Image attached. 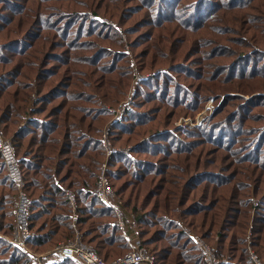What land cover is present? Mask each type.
<instances>
[{
	"label": "trees",
	"instance_id": "obj_1",
	"mask_svg": "<svg viewBox=\"0 0 264 264\" xmlns=\"http://www.w3.org/2000/svg\"><path fill=\"white\" fill-rule=\"evenodd\" d=\"M42 1L48 0H31V5L10 0V18L20 17L17 26L8 27L6 32L10 35L0 42V123L15 148L23 180L21 189L28 199L32 235L27 245L44 251L78 235L109 262L124 255L131 246L114 224L115 212L95 194L96 180L107 156L101 123L104 118L106 122L109 117L113 119L115 111L111 112L105 103L112 106L111 102L117 101L114 92L126 94L123 87L131 83L132 72L124 62L112 58L108 65L96 69L103 73L88 92L80 87L86 82L77 71L69 77L68 73L59 72L52 61L68 64L66 70L70 72L80 60L76 56L65 59L55 49L45 50L38 39L45 31L58 29L63 36H72L68 47L80 45L81 38L91 33L120 34V39L108 38L121 44L124 34L126 40L136 24L117 32L98 18L96 9L94 14L59 9L54 12L49 5L41 9ZM127 1L117 0L116 7L123 8ZM137 1L140 3L133 12L151 11L142 25L144 22L161 27L164 33L159 42L166 46L177 40L185 47L191 42L183 35L174 37V31L185 32L179 28H211L222 8L223 13L234 17L233 12L238 10L257 33L254 30L251 38L233 40L234 47L229 48L227 55L234 52V59L223 64L209 63L215 67L211 77L225 79V85L232 79L264 77V0ZM7 19H2L0 13V28L6 27ZM23 30L26 31L19 35ZM153 41L154 36L147 39L148 46ZM20 42L23 44L17 47ZM197 44L222 46L208 37H201ZM191 51L207 59L213 56L203 55L196 47L188 53ZM182 53L179 49L171 56L169 70H152L149 76L139 79L133 101L112 121L109 134L116 150L107 160V176L125 210L134 215L141 242L155 264H207L199 241L212 249L219 260L217 264H264V131L257 135L264 128L260 124L264 113L256 111L264 107V92L248 95L249 98L245 93H228L199 128L183 125L170 129L175 112L166 111L164 103H170L172 109L191 106L195 112L201 102L188 103L187 98L183 99L185 84L177 83L172 73L185 68L186 62L176 61ZM54 77L56 80L49 83ZM188 88L186 85L183 92ZM145 90L152 92L151 100L158 99L162 107L146 99L142 94ZM71 101L85 104L70 106ZM96 122H100V127H94ZM149 124L145 133L141 128ZM152 132L155 134L147 137ZM122 142L125 144L118 145ZM201 145L204 147L199 148ZM227 151L245 155L231 159L224 155ZM21 189L0 150L2 234L12 232L14 206ZM0 264H32V259L0 236ZM46 264L76 263L66 259Z\"/></svg>",
	"mask_w": 264,
	"mask_h": 264
},
{
	"label": "rangeland",
	"instance_id": "obj_2",
	"mask_svg": "<svg viewBox=\"0 0 264 264\" xmlns=\"http://www.w3.org/2000/svg\"><path fill=\"white\" fill-rule=\"evenodd\" d=\"M9 1L10 0H6V2L4 1L5 3L0 2V13H2V19L8 18L5 22L6 27L0 28L1 31L0 42L4 41V39L10 35L9 33L6 32L8 27L17 26L20 17L17 16L14 18H10L11 16H13V13H11L12 9L10 7ZM23 1L28 3V5L32 4L31 0H23ZM34 3L38 4V2H34ZM116 3L117 0H48L46 2L42 1L41 2L42 6L40 8L45 10L47 5H49V9H52L51 11L54 12L57 11L56 9H59L66 13L73 11H86V13H93V14L95 13L93 10L96 9L98 13V18L102 22L106 21L107 24L113 26V30L117 32H121L126 28H130V25L134 26L136 24L135 31L132 34H130V36L126 37V40H125V34L124 37L122 36L123 42H121V44L115 42L114 39L112 38H108L110 36H115L116 38L120 39V34L98 35L91 33L88 36H83L81 38L82 42L80 43V45H74L68 47V43L70 42L72 36L70 35L63 36L62 32L58 29H51L45 31L42 34V36L38 39V42L42 44L41 47H43V49L45 50L55 49V52L61 54L63 53L62 57H64L65 59L66 57L72 58L73 56H76L80 60V62H76V65L74 66V70L70 72L66 70L68 64H63L61 61H57V59L52 61L53 64L56 63V65L58 66L57 70L59 72H61L62 74L68 73L69 77L72 72L77 71V74L80 77H82L84 82H86V84L83 83L84 85L80 87L88 92L91 91L94 83H96V80L99 79L100 74L103 73L101 71L96 70L98 67L102 66L103 64L108 65L109 61L112 58L116 59L118 62H124L126 69L129 72H132L131 75L132 80H130L131 83L128 86L123 87V90L126 92V94L121 95V94H116L114 92L113 95L117 96V101L111 102L114 103L111 104L112 106H110L108 103H105V106L111 108L110 109L111 112L115 111V115L117 114L118 108H121L123 110L125 106L127 107L133 101L134 94L139 84V79L149 76L152 73L150 72L152 70H155V72L161 69L169 70V67L172 64L170 58L179 49L180 51L182 50L183 53L180 54L178 60H176L178 61L177 64L185 63V62L187 64L185 65V68H181L178 70L175 69L176 71L175 72L173 71L172 73L176 75L177 83L183 82L185 84L182 88L183 99L187 98L189 100L188 103H196L198 101L201 102L199 105L200 108H198L195 112L191 111V106H187V107L180 106L179 108L176 109L173 108L174 109L173 110L170 106V103L167 102L164 103V108L166 111L175 112V115L173 117L174 122L171 124L172 126L170 129H176V127H180V126L183 127V125H186V127H193V129L199 128L206 120V118L210 117L217 109V107L220 106V103L222 102L224 95L228 93L229 94L245 93L244 95H246V97L249 98L248 95L264 92L263 76H255L254 78L249 80L235 81V79H232L231 81L225 82L227 83V85H225L223 82L225 79H221L219 76H217V78L220 80L211 77V75L212 76L215 75L214 72L215 67H213L209 63L215 62V63L223 64L232 61L234 59L233 57L234 52H232V54L229 55H227V53L230 51L229 48L234 47L233 40L238 39L239 37L251 38V33L256 31L254 28H251V26L244 19V17L242 18L241 13L238 10L233 12L234 15L236 16L234 17L231 16L228 12L223 13L224 10L222 8L218 12V17L213 22L215 26L211 28L206 27L196 31H189V30L181 29L177 26H173L179 28L180 30L185 31L184 33L174 31V37L183 35V37L190 38L191 42L188 44V46L185 47L182 46V43L179 40H177V41H173L172 43H169L168 44L169 46H166L159 42L162 40L161 34L164 33L161 30V27L151 26L150 23H144V22H143L144 25H142L143 19H147L146 17L150 16V12H151L150 10L148 11V13H146L145 10L141 9L138 13H134L133 8L139 5L140 3L137 0H128L127 2H125L123 8L116 7ZM90 4H92L95 7H88ZM5 7H7L8 11L10 12L6 11ZM231 19H235V20H231ZM33 26L37 27L38 24H33ZM229 29H233V31H230ZM24 31L26 30L21 31L18 34L21 35ZM219 33H222V35H218ZM255 33H257V31ZM11 35H15V33H11ZM45 36L47 38L42 39ZM153 36H154L153 45L148 46L147 39ZM146 37L148 38L146 39ZM201 37L212 38L213 41L221 43L222 46L215 48L214 45L216 44H212L211 46L201 45V44L199 45L197 44V41H199ZM22 44L23 42H20L16 44V46L20 47ZM192 47H196L197 49L203 51V55H213V56H211L212 57L211 59H207V57L203 58V56H201L199 52L195 53V51H191L190 53H188V51L192 49ZM145 54L146 57L143 58ZM10 56H14V55H10ZM92 60H94L93 64H91ZM22 70L26 71V68L23 67ZM144 70H146L145 74H141V71ZM188 71H189V75H188ZM49 80L50 79L48 78L47 82ZM55 80L56 77H54V79H52L49 83H53ZM73 81H76V79H73ZM89 83H91V87L90 85L88 86ZM186 85H189V88L183 92V90H185ZM147 91L148 90L143 91L145 93L142 92L145 98L150 99L151 103L156 105L157 107H162L163 103L158 99L151 100L150 95L152 94V92H147ZM34 96L35 93H33V97ZM56 101H60V99ZM32 103L33 102L31 101L28 104V106L31 107ZM73 103L85 104V102L83 101L81 102L71 101L69 102V105L71 106ZM89 105H94V104L89 103ZM233 108L235 107L232 106L231 109ZM256 111L260 113H264V107L263 106L259 107L257 108ZM115 115L113 119L109 117V120L107 122L104 118V121L101 123V125L103 126L102 137H101L102 141L104 134L106 132L109 133V129L111 127L112 121L116 119ZM260 124L264 125V120H262ZM150 125L151 124H149L148 126H143L141 129L146 133V129ZM94 127H100V122H96L94 124ZM263 131L264 128L261 131H258L257 135H259ZM153 134H155V132L148 134L147 137ZM108 137H110V134L108 135ZM123 144H125V142H122L118 145H123ZM203 147H204L203 145L199 146V148H203ZM262 151H264V148L262 149ZM182 155H187V154H182ZM224 155L226 157H231L235 155H245V154H241L240 152L237 151L230 154L227 151V153H225ZM224 155L222 154V156ZM231 159L233 158L231 157ZM106 160H107V156L104 162ZM232 167L234 168V166ZM193 169L195 168L193 167ZM192 196L196 197L195 193H193ZM198 196L200 195L198 194ZM53 248L49 247V249H53ZM39 252H43V251H39Z\"/></svg>",
	"mask_w": 264,
	"mask_h": 264
},
{
	"label": "built area",
	"instance_id": "obj_3",
	"mask_svg": "<svg viewBox=\"0 0 264 264\" xmlns=\"http://www.w3.org/2000/svg\"><path fill=\"white\" fill-rule=\"evenodd\" d=\"M121 112L122 109L118 108L116 118ZM108 135L109 133L106 132L103 137V145L107 150V160L116 150ZM0 150L6 161L10 175L21 189L23 180L19 160L11 139L5 135L1 123ZM107 160L103 162L96 180L95 194L101 202L115 212L114 224L122 230L131 246L130 250L124 255L107 262L91 246L84 244L78 235L74 239L59 242L53 249L43 252L33 250L27 245V239L32 235V232L29 229L27 218L28 199L22 189L14 206L15 223L12 232L9 235L0 233V236L23 249L31 257L32 264H46L50 261H64L66 259L73 260L76 264H155L154 257L141 242L140 232L134 215L125 210L123 200L119 197L107 176ZM199 242L205 249L207 264H217L219 260L216 259L212 249L202 241Z\"/></svg>",
	"mask_w": 264,
	"mask_h": 264
}]
</instances>
